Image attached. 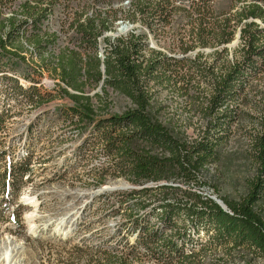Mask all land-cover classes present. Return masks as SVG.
I'll return each mask as SVG.
<instances>
[{
	"label": "trees",
	"instance_id": "16d2710c",
	"mask_svg": "<svg viewBox=\"0 0 264 264\" xmlns=\"http://www.w3.org/2000/svg\"><path fill=\"white\" fill-rule=\"evenodd\" d=\"M124 1L0 0V89L10 86L37 105L56 97L69 100L61 112L81 130L91 127L109 158L107 168L132 185L155 183L116 195L117 213L130 210L131 203L130 211L138 212L148 203H137L141 200L137 197L159 192L147 219L130 216L129 221L134 220L116 227L115 234L123 241L138 236L143 256L156 258L158 264H196L194 251L207 247H244L264 256V107L263 131L254 138L252 151L258 172L248 181L247 192L238 199L219 197L225 208L198 192L205 186L203 173L218 160L219 148L239 118L237 101L264 71V26L257 22L264 24V7L258 3L264 5V0L246 3L234 13H216L212 0H191L188 7L175 0H129L120 18L139 20L146 30L105 41L104 32L115 27L122 11L113 4ZM55 15L59 24L52 29ZM182 19L190 28L179 33L174 22ZM166 27L175 32L177 39L171 45L181 57L173 48L166 52L150 47L149 33L162 38ZM236 27H240L239 57L231 60L217 52L209 62L200 50L223 47L227 52L224 46L232 41ZM101 39L106 42L103 48ZM14 60L28 61L26 67L34 61L41 72H50L59 82L56 95L20 82V67ZM164 91L185 96L187 115L204 120L196 136L186 135L180 114L168 113L161 99ZM111 92L124 96L129 105L113 111ZM14 165L8 164L1 175L5 187L10 185L6 178L20 180L28 168L25 162ZM103 181L100 178L98 184ZM135 248L131 245L132 257Z\"/></svg>",
	"mask_w": 264,
	"mask_h": 264
},
{
	"label": "rangeland",
	"instance_id": "374dc122",
	"mask_svg": "<svg viewBox=\"0 0 264 264\" xmlns=\"http://www.w3.org/2000/svg\"><path fill=\"white\" fill-rule=\"evenodd\" d=\"M190 1L175 0V4L188 7ZM250 2L254 0H212L211 7L216 13H234ZM113 8L122 11L117 13L115 27L104 32L105 41L130 31L146 30L139 20L122 19L129 3H114ZM53 20L52 29H56L57 15ZM257 22L264 26L259 19ZM177 28L183 33L190 26L182 19L174 22V30ZM239 29L235 28L232 41L225 44L227 52L223 47H205L200 52L209 62L217 52L231 60L239 57ZM165 30L167 33L162 38L148 32L150 47L166 52L173 48L171 42H176L177 36L169 27ZM105 41L101 39V48ZM172 50L175 56H182L177 47ZM197 51L190 54L194 56ZM14 61L20 67V82L26 86L36 85L41 93H56L59 82L50 72L45 69L41 72L34 61L29 60L31 67H26L28 61ZM110 98L113 111H121L129 105L122 95L111 92ZM161 99L168 113L180 114L179 123L186 135L196 136L205 122L195 114L187 115L189 100L177 93L168 95L166 91L162 92ZM70 104L69 100L56 97L37 105L20 97L10 86L0 89V111H5L0 123V153H3L0 158V244L11 238L19 243L21 264H158L156 258L142 255L143 246L137 242V235H129L123 241L124 237L115 233L118 224L122 227L140 217L142 221L147 219L158 202L154 197L159 198V192L137 197L141 199L137 203H148L138 212L133 207L130 211L131 203L130 210L123 208L117 213L116 195L125 192L120 190L128 181L107 168L109 158L93 138L91 127L81 130L61 112V105ZM237 104L240 115L232 126V134L219 148L218 160L202 175L205 186L201 191L215 198H240L248 190V181L258 172L252 151L254 138L263 131L260 117L264 107V71L249 83ZM23 162L28 168L24 165L27 170L20 180L6 178L4 182L9 181V188L3 186L1 175L8 164ZM100 178L104 179L102 184H98ZM261 205L264 218V194ZM30 213L34 214L35 232L31 231L27 218ZM130 216L134 219L129 221ZM131 245L136 247L133 257ZM194 254L196 264H264L263 255L244 247H207L197 249ZM110 255L115 258L109 259Z\"/></svg>",
	"mask_w": 264,
	"mask_h": 264
},
{
	"label": "bare ground",
	"instance_id": "6f19581e",
	"mask_svg": "<svg viewBox=\"0 0 264 264\" xmlns=\"http://www.w3.org/2000/svg\"><path fill=\"white\" fill-rule=\"evenodd\" d=\"M124 2L128 3L129 0H125ZM127 183L128 184H126V185L124 184L125 186H123V189H121L120 191L128 192L132 189H140L144 186H148V187L155 186V183H152V182H148L144 185H132L129 182H127ZM212 198L216 199L215 201L217 203H219V201H221L219 198H215V196H212ZM33 205L35 206V204H33ZM222 207L225 208L224 205H222ZM27 218H28L29 223H31L30 224L31 231L36 230L35 225L32 224V222L34 221L33 220L34 214L30 213L29 215H27ZM20 248H21V245L19 243H16L13 238H11L10 240H6V242H2L0 244V264H21L20 261L22 258V256H21L22 250Z\"/></svg>",
	"mask_w": 264,
	"mask_h": 264
},
{
	"label": "built area",
	"instance_id": "2783aa9c",
	"mask_svg": "<svg viewBox=\"0 0 264 264\" xmlns=\"http://www.w3.org/2000/svg\"><path fill=\"white\" fill-rule=\"evenodd\" d=\"M175 185H180V186H182L180 183H175ZM198 192L201 193L202 195H205V196H207V197L212 198V196H211L210 193H203V192L201 191V189H199ZM212 199H213V200H216V199H214V198H212ZM219 205H224V203H223L222 201H219Z\"/></svg>",
	"mask_w": 264,
	"mask_h": 264
}]
</instances>
